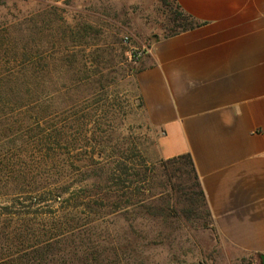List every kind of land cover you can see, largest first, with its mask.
I'll return each instance as SVG.
<instances>
[{
  "label": "rangeland",
  "instance_id": "obj_1",
  "mask_svg": "<svg viewBox=\"0 0 264 264\" xmlns=\"http://www.w3.org/2000/svg\"><path fill=\"white\" fill-rule=\"evenodd\" d=\"M171 16L161 0H0V207L22 227V264H59V250L76 246H99L93 264H262L199 208L160 197L163 159L135 76L138 53L173 30ZM81 195L104 204L87 235L37 251L54 234H41L43 222L80 214Z\"/></svg>",
  "mask_w": 264,
  "mask_h": 264
},
{
  "label": "crops",
  "instance_id": "obj_2",
  "mask_svg": "<svg viewBox=\"0 0 264 264\" xmlns=\"http://www.w3.org/2000/svg\"><path fill=\"white\" fill-rule=\"evenodd\" d=\"M199 26L155 42L135 80L160 158L191 156L218 235L264 255V0H176Z\"/></svg>",
  "mask_w": 264,
  "mask_h": 264
},
{
  "label": "trees",
  "instance_id": "obj_3",
  "mask_svg": "<svg viewBox=\"0 0 264 264\" xmlns=\"http://www.w3.org/2000/svg\"><path fill=\"white\" fill-rule=\"evenodd\" d=\"M161 1L166 7L170 8V13L172 14L171 21L174 25L173 30L163 38L184 33L199 26V23L193 17L186 14L181 9L176 0H172L175 9L170 7L169 0ZM163 38H160L157 41ZM160 166L166 187L163 189L164 191L160 194V197H163V193H165L166 198H174L177 199V202L180 201L189 205L193 209L192 212L195 211V208H199L206 214L213 224V219L208 207L206 196L202 189L191 156L182 155L173 159L162 160ZM22 179L28 182V186L37 181V178H31L28 175L26 177L24 176ZM42 196L43 194H38V197H36L35 201H33L34 199H31V201L33 204L36 202L39 203L41 201L44 202L45 199L42 200ZM63 196H65L64 193H59L55 198V201L59 203L63 201L69 203L70 199L63 198ZM120 196L121 197L113 196L112 202H109V207L112 208V212L109 215L117 216L122 211L121 201L123 198H125V194ZM81 199H83L81 205L84 207V209L82 212H80V214H77V208L74 207V209H72L69 213H60L58 216L49 218L47 223L43 222L41 234L43 233V236L51 232H54V234L52 235V242L47 244L41 243L40 247L36 248L37 251L45 252L48 247L52 245L59 246L67 240L73 241L74 243L75 240L82 239L87 235V232L90 229L89 227H91L92 223L89 217L92 214H97L98 211L103 208L104 204L103 200L101 199L90 200L87 197L85 198V196H82ZM12 201L13 200L9 202ZM0 209V264H22V249L20 248L22 246L20 242L22 240V227L19 225L13 226L11 228L10 225H8V215L13 214L10 212L9 206L4 205L1 206ZM144 209H148V207L145 206ZM74 211L76 213H74ZM26 215L33 216L34 214L27 212ZM87 219L89 222L84 223L83 220ZM46 226L50 227L49 229L51 232L46 231ZM25 233H29V235L34 234H32L30 230L25 231ZM91 249L98 250L97 252H99V246L86 249L76 246L70 250V254H61V250H59L58 253L60 255V259H57V261L59 264H75V259L78 257L79 259L77 264H93V262L95 263L94 259H96L101 254L99 255L97 252L94 253V251L90 252ZM42 262V264L48 262V256H45V258L42 259Z\"/></svg>",
  "mask_w": 264,
  "mask_h": 264
},
{
  "label": "built area",
  "instance_id": "obj_4",
  "mask_svg": "<svg viewBox=\"0 0 264 264\" xmlns=\"http://www.w3.org/2000/svg\"><path fill=\"white\" fill-rule=\"evenodd\" d=\"M144 53H146V51H145V52H142V53H141V52H140V53H138V57H140V58H141V57L144 55Z\"/></svg>",
  "mask_w": 264,
  "mask_h": 264
},
{
  "label": "water",
  "instance_id": "obj_5",
  "mask_svg": "<svg viewBox=\"0 0 264 264\" xmlns=\"http://www.w3.org/2000/svg\"><path fill=\"white\" fill-rule=\"evenodd\" d=\"M262 264H264V256L261 257Z\"/></svg>",
  "mask_w": 264,
  "mask_h": 264
}]
</instances>
